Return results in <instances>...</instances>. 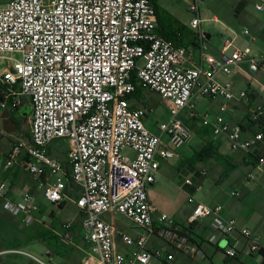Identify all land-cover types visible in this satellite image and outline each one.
<instances>
[{"label":"built area","instance_id":"built-area-1","mask_svg":"<svg viewBox=\"0 0 264 264\" xmlns=\"http://www.w3.org/2000/svg\"><path fill=\"white\" fill-rule=\"evenodd\" d=\"M255 8L264 11V0L256 2ZM188 10L194 13L190 28L203 39L197 48L177 45L158 33L152 0L0 2V59L4 62L0 107L18 109L28 99L32 108L31 143L13 144L6 167L26 152L30 160L25 169L42 188L44 198L55 206L70 199L66 190L70 176L79 188L76 204L82 212L87 254L96 264H152L153 257L163 253L173 260L177 251L191 252L187 231L172 215L159 210L148 195L161 158H172L192 141L191 127L179 116L183 109L209 126L214 137H225L233 151L251 153L264 139L263 104L250 109V120L263 125L249 137L244 136L241 124L222 115L229 102L246 100L248 92L237 91L233 80L222 82L218 75L230 76L244 64L251 72L264 69V56L254 54L252 46L236 44L239 38L251 37V29H232L214 53L200 30L208 19L201 18L196 0L189 2ZM213 20L218 21L217 17ZM139 86L168 102L171 118L159 124L161 134L147 127L149 110L130 104L129 95ZM262 96L264 99V92ZM196 97H221L225 102L211 116L196 109ZM61 138L69 143L68 170L48 153L49 145ZM125 149H131L133 155L125 154ZM256 166L264 169V156L258 157ZM185 183L193 184L191 178ZM11 193L10 183L0 181L3 209L20 217L25 225L34 224L39 210L34 194L26 190L14 200ZM232 195L239 193L233 191ZM188 201L193 205L188 225L213 218L220 233L239 231L249 240L251 252L262 249L258 234L240 228L235 218L223 217L222 205L211 206L194 197ZM117 214L141 229L136 236L120 234L121 241L132 247L128 254L118 249ZM73 224L64 221L56 233L65 246L75 245ZM152 236L164 242L163 249L149 248ZM6 253L28 255L48 264L20 248L5 250L0 256ZM226 254L235 257L237 250L229 247ZM0 264L9 263L0 259Z\"/></svg>","mask_w":264,"mask_h":264},{"label":"crops","instance_id":"crops-1","mask_svg":"<svg viewBox=\"0 0 264 264\" xmlns=\"http://www.w3.org/2000/svg\"><path fill=\"white\" fill-rule=\"evenodd\" d=\"M155 1L169 14H172L181 24H184L188 29L192 30L190 28V21L193 16H191V18L182 19V17H180L175 10L170 11V9H167L162 4L163 0ZM258 1L259 0L253 1L254 6ZM230 2L232 9L237 10L239 14L244 10H248L249 5L247 0H230ZM186 3L187 5L189 4L188 2ZM176 6L177 5L173 3L172 7L174 8ZM162 18L164 20H162L160 24L158 22V30L160 29L161 24H165L166 22L169 24L172 23V19L168 20L167 15L164 14ZM208 21L220 23L219 19L218 21H215L211 18L205 22ZM244 26L249 25L244 24L239 26L236 23L223 24L222 34L225 36L224 39L231 34L232 29L240 31ZM166 28L169 30H176L178 26L168 25ZM200 30L205 34V41L207 42L210 51L214 53L217 52L220 48L218 49L212 45L213 35L209 32L203 31L201 28ZM259 30L264 33L263 30ZM192 31L197 34V44L194 45L192 43H188L186 46L197 48L202 44L203 39L199 35L198 31ZM251 38L254 39L253 36H251ZM247 67L248 65L244 64L241 68L236 69L240 74H245V76L252 74V81L257 83L261 88L253 86L251 80L245 81L244 84L243 80L240 78H233L231 75H226L227 79L222 80L220 79V75L224 74L218 75V79L222 82L233 80L236 84L235 86L237 91L245 89L248 92V98L246 100H235L229 102V109L224 115L225 118L232 123H239L243 126L245 137L252 136L254 133L258 132L260 127L263 125V122L261 121L254 123L250 120V109L258 104L264 105V99L262 96V88H264V84L262 83V79L255 77L253 72H251L249 67ZM212 100L219 101V105L225 102V100L221 97ZM129 101L133 107H142L149 110L148 117L150 112L156 110L155 108L157 104L162 103L168 108V102L165 101L157 92L142 86L137 87L135 92L129 95ZM244 107L246 110H244ZM216 110V112L212 111V109L205 112L213 116L218 113L219 108L217 107ZM179 116L191 127L193 134L192 141L178 149L172 158H161L160 169L156 173V181L151 186L157 183L158 176H163V170L166 168L165 164H167L169 160L175 158L176 162L174 165L169 164L168 174L173 177L180 176L182 173H185V177L181 180L179 185L180 187L189 189L187 201L190 197H194L196 201L209 204L211 206L218 204L222 205L223 209L221 213L224 218H235L240 228H249L261 237L263 252H261V250L257 253L251 252L249 250V240L241 235L239 231H235L231 234H222L216 230L214 226L215 220L213 218H206L196 223V227L193 229L194 234L192 236L194 239L191 240V252L177 251L175 252V258L173 260H167L166 254L163 253L161 256H154L152 264H264V169H259L256 166L258 157L264 156V139L257 143L251 153L244 154L242 152H236L231 149L230 142L225 137H214L212 131H209V129H211L209 126H204L199 120L189 117L188 109H183ZM148 117L145 120L147 127L153 133L161 134V131L156 127H153L151 124H147ZM31 118L32 108L28 99H25L23 104L18 109L0 107V181L6 180L10 183L12 187L11 196L14 200H19L21 193L26 190L34 194L39 205V210L36 212L37 221L30 226L25 225L20 217H16L3 209V199L0 198V222L3 221V223H5L4 228L9 229L15 228L14 222L16 223V226L19 227L18 229H26L28 227L34 228L32 235H27L25 230L19 231V239L23 240V244L34 241L45 243L46 248L44 255L50 261V264H96L94 258L87 254L88 248L83 238L82 212H80L76 204V199L79 196V188L73 183L68 187L67 192L70 195V199L65 202L64 207H57L64 210L69 203H71L74 211L72 212V215H66L64 218L60 219L59 224L57 225L56 221L59 219L60 213L54 211L53 209H48L49 205L53 204L49 203L44 198L42 188L38 186V183L25 169L26 162L30 160L28 154L23 152L17 162L8 168L6 167L8 153L13 144L17 142H23L24 144L31 143ZM163 139L167 140V137L163 135ZM210 141L219 144L218 152L221 156L211 157L207 161L195 160L197 152L202 150ZM55 150L60 152V150L56 149L54 146L53 141L48 147V153L52 157H55L63 162L62 160H65L66 157L58 156ZM193 160H195L193 164L188 163ZM205 170L206 174L204 175L203 172ZM251 173H256L253 178L249 177ZM187 178H191L193 184H186L185 180ZM207 180H210V187L215 188V191L212 189V194L210 192L207 193V195H198L199 191L204 188V183ZM176 181L177 180L173 179V182L176 183ZM222 185L229 186L230 190L228 191L226 188L221 187ZM199 186H201V189ZM233 191L238 192L239 195L233 196ZM210 198H212V200H208ZM150 201L152 202V199H150ZM192 206L193 205L188 201L184 210L187 213L184 215L183 220L177 218L172 213L170 215H172L179 223L188 225V217L192 211ZM18 218L23 226H21L20 223V225L18 224ZM66 220H72L74 222L73 229L75 231V245L73 246L63 245L56 234L58 230L61 229L63 222ZM115 222L117 224L116 217ZM42 224L46 232H52L53 234L48 233V235L44 236L46 233L43 234ZM120 230L122 233L124 232L130 234L125 232L123 228L119 229L118 226V233ZM140 232L141 230L130 235L136 236ZM4 235L5 234L2 229L0 231V252L11 248H20L24 250L20 247L21 244L17 245L16 243L6 240ZM50 235L57 236L56 240L59 245L50 247V244L45 239L46 237H50ZM117 241L118 249L121 252L126 254L130 253L132 247L126 246L122 241L120 242L119 236H117ZM148 246L152 251H156L157 249H163L165 244L160 238L152 236L149 240ZM229 247H233L237 250V256L232 257L226 254V249ZM16 254L18 253H6L1 255L0 259L7 261L9 264H35L33 261L25 263V261L20 259ZM34 260L43 264L37 259Z\"/></svg>","mask_w":264,"mask_h":264},{"label":"rangeland","instance_id":"rangeland-1","mask_svg":"<svg viewBox=\"0 0 264 264\" xmlns=\"http://www.w3.org/2000/svg\"><path fill=\"white\" fill-rule=\"evenodd\" d=\"M5 0H0V2L4 3ZM193 2L194 0H163L162 4L167 8L170 9V11L175 10L176 13L182 17V19H187L191 18V16L194 15L193 12L188 10V5L186 2ZM197 1V6L201 12V18H207L211 19L214 18L215 16L220 20V23L218 22H202L201 24V29L205 32H209L213 35L212 39V45L215 47L222 48L223 44V39L224 35L223 33V24H238L239 26L248 24L249 28L252 31V36L254 37L251 38L250 36H246L245 38H239L236 42V44L240 47H245L247 45L252 46L253 53L256 55L264 56V33L261 32L259 29L263 30L264 28V11H258L255 6H254V0H247L248 1V10H244L240 14L237 12V10H233L231 6L230 0H196ZM173 3L177 5L176 7H172ZM16 56L19 57L17 54ZM4 67V62L0 59V73ZM248 68V67H247ZM252 75V74H251ZM251 75L245 76V74H240L237 69H234V73L231 75L233 78L237 77L243 80L244 84L245 81H250L252 82L253 86H256L258 88H261L257 83L253 82ZM253 75L255 77H258L262 79V83L264 84V69H260L256 72H253ZM220 79L225 80L227 79L226 75H220ZM247 86V85H246ZM264 92V88H262ZM194 104H196V109L201 112L205 111H212L216 112L217 107L219 108V101L215 100H209L204 97H196L194 100ZM156 110L153 112H150V115L148 117L147 124H151L153 127H156L158 130L159 129V124L162 122H167L171 118V112L168 110L166 106H164L162 103L157 104ZM214 109V110H213ZM244 110L246 108L244 107ZM219 111V110H218ZM226 113L223 112L222 115H225ZM54 146L56 149H59L60 152H55L58 154V156L61 157H66L67 149L69 147L68 139L66 138H61L57 139L54 141ZM125 154L128 155H133V152L131 149H125L124 150ZM176 162V159H171L166 165L165 170H163V176H158V181L155 185L149 186L148 190V195L150 199H152L153 204H155L161 211H165L169 214H174L177 218L183 220L184 215L187 213L185 212V206L188 203L187 199L189 196V189L185 187H180L179 183L181 180L185 177V173H182L180 176H173L169 175V164L174 165ZM256 174V173H255ZM254 174V175H255ZM174 180H177L176 183L173 182ZM210 180H207L204 183V188L199 191L198 195H207V193L211 194L213 193V190L215 191V188L210 187ZM221 187L226 188L228 191L230 190L229 186L222 185ZM212 190V191H211ZM212 200V198L208 199ZM48 209L54 210L58 213L59 219L56 221V224H59V220L64 218L66 215H72L73 207L72 204L69 203V205L62 210L61 208L54 206V205H49ZM181 213V214H180ZM183 215V216H182ZM116 220L117 224L119 226V229L123 228L125 232H128L130 234H134L141 229L134 225L132 221H130L127 217H125L122 214H117L116 215ZM22 223L20 222L18 218V224ZM10 224V223H9ZM19 224V225H20ZM5 223L3 221L0 222V231L3 229L4 231V238L10 242L16 243L17 245H20L21 248H23L26 252L32 253L35 256L39 257L43 261L47 262L50 264V261L46 258L44 255V251L46 248V244L39 242V241H34V242H27V244H23V240L19 239V231H24L26 232L27 235H32L33 234V229L32 227H28L26 229H18L19 227L16 226V223L14 222L15 228L14 229H9V228H4ZM13 225V226H14ZM42 230H44V226L42 224ZM121 230L119 231V240L121 242L120 234ZM18 237V238H17ZM47 242L50 244V247H55L56 245H59L58 241L56 238L51 237L47 239ZM61 247V245H60ZM123 248V247H122ZM20 259L24 260L25 263H29L30 261L35 262V264H41L34 259H32L28 255L24 254H16Z\"/></svg>","mask_w":264,"mask_h":264},{"label":"trees","instance_id":"trees-1","mask_svg":"<svg viewBox=\"0 0 264 264\" xmlns=\"http://www.w3.org/2000/svg\"><path fill=\"white\" fill-rule=\"evenodd\" d=\"M153 4L156 8V12H157V16H158V22L159 24L161 23L162 20H164L162 18V16L167 15V19L170 20L172 19V23L169 24L168 22H166L165 20V24H161L160 29L158 30V33L160 35H162L163 37L172 40L173 42H175L177 45H183L186 46L188 43H192L194 45L197 44V34L195 32H193L192 30L188 29L187 26H185L184 24H181L172 14H169L163 7H161L160 5H158L156 3L155 0H152ZM168 25H175L178 26V28L176 30H169L168 28H166V26ZM2 85L0 84V90ZM211 129H209L210 131ZM218 147L219 144L218 143H214L212 141L208 142L207 145H205V147L202 150H199L197 152V157L195 158V160H201V161H207L209 158L211 157H218L221 156V154L218 152ZM67 154V153H66ZM189 161L188 163H194V161ZM63 164L66 166L67 170L69 168V161L68 158L66 156L65 160H62ZM67 189L68 187L73 183L70 176L67 175ZM66 189V190H67ZM65 203L61 204L60 207H64ZM177 224H179L182 229H184L185 231H187L190 240L194 239V237L192 236L194 234V228L196 227V223H191L188 226L184 225L182 223H179L177 220H175ZM46 233V234H45ZM48 233L53 234L52 232H46V230H43V234H45L44 236L48 235ZM54 237L57 239L56 235H50V237H46L45 239L47 240L48 238ZM261 252H263V249H261Z\"/></svg>","mask_w":264,"mask_h":264}]
</instances>
